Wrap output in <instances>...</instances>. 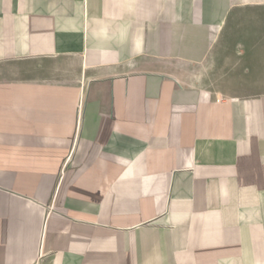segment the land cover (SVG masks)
<instances>
[{
	"label": "crops",
	"instance_id": "1",
	"mask_svg": "<svg viewBox=\"0 0 264 264\" xmlns=\"http://www.w3.org/2000/svg\"><path fill=\"white\" fill-rule=\"evenodd\" d=\"M0 264H264V0H0Z\"/></svg>",
	"mask_w": 264,
	"mask_h": 264
}]
</instances>
